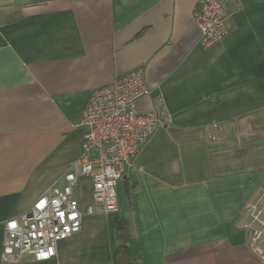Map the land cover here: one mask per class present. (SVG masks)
I'll use <instances>...</instances> for the list:
<instances>
[{
  "label": "crops",
  "instance_id": "0c3cea01",
  "mask_svg": "<svg viewBox=\"0 0 264 264\" xmlns=\"http://www.w3.org/2000/svg\"><path fill=\"white\" fill-rule=\"evenodd\" d=\"M232 1L228 34L202 48L198 0H0V249L9 218L65 186L94 89L141 65L139 110L161 98L169 114L124 166L116 210L17 264H264L236 226L264 190V0ZM91 193L89 177L72 186L82 210Z\"/></svg>",
  "mask_w": 264,
  "mask_h": 264
},
{
  "label": "built area",
  "instance_id": "2783aa9c",
  "mask_svg": "<svg viewBox=\"0 0 264 264\" xmlns=\"http://www.w3.org/2000/svg\"><path fill=\"white\" fill-rule=\"evenodd\" d=\"M237 6L236 0L231 2ZM227 0H198L192 12L200 32V46L209 48L228 34ZM145 68L138 65L94 89L80 118L85 128L82 154L64 174L65 186L49 188L28 211L4 224L0 262L19 263L25 255L36 261L55 255L56 245L78 232L84 214L106 213L117 208L116 183L153 130L169 121L161 98L157 108L142 112L139 100L146 95ZM223 126L212 122L204 127L207 139L222 135ZM81 177L92 181L91 203L81 209L72 196V186ZM63 214V215H61ZM236 226L248 233L249 247L264 258V190L247 201Z\"/></svg>",
  "mask_w": 264,
  "mask_h": 264
},
{
  "label": "trees",
  "instance_id": "16d2710c",
  "mask_svg": "<svg viewBox=\"0 0 264 264\" xmlns=\"http://www.w3.org/2000/svg\"><path fill=\"white\" fill-rule=\"evenodd\" d=\"M45 0H34V2H43ZM116 224L119 232V237H120V242L118 244L117 250H116V255H120L123 252H125L126 249V231H125V224L124 220L122 218H117L116 219Z\"/></svg>",
  "mask_w": 264,
  "mask_h": 264
},
{
  "label": "snow or ice",
  "instance_id": "6c2138e0",
  "mask_svg": "<svg viewBox=\"0 0 264 264\" xmlns=\"http://www.w3.org/2000/svg\"><path fill=\"white\" fill-rule=\"evenodd\" d=\"M61 215H63V214H61Z\"/></svg>",
  "mask_w": 264,
  "mask_h": 264
}]
</instances>
